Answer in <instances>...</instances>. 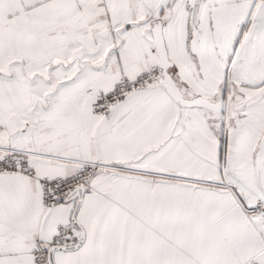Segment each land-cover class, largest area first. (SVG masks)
Instances as JSON below:
<instances>
[{"label": "snow or ice", "instance_id": "snow-or-ice-1", "mask_svg": "<svg viewBox=\"0 0 264 264\" xmlns=\"http://www.w3.org/2000/svg\"><path fill=\"white\" fill-rule=\"evenodd\" d=\"M0 264H264V0H0Z\"/></svg>", "mask_w": 264, "mask_h": 264}]
</instances>
